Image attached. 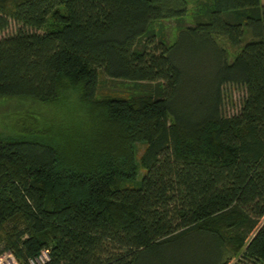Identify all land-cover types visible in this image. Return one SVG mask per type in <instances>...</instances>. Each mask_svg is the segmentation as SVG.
Returning <instances> with one entry per match:
<instances>
[{"label": "trees", "instance_id": "1", "mask_svg": "<svg viewBox=\"0 0 264 264\" xmlns=\"http://www.w3.org/2000/svg\"><path fill=\"white\" fill-rule=\"evenodd\" d=\"M187 11V0H0V32L17 24L0 37V103L22 110L0 130V253L264 264V4L202 0L172 43L153 28ZM183 47L199 80L183 79ZM101 76L135 91L98 95ZM227 87L244 91L232 114Z\"/></svg>", "mask_w": 264, "mask_h": 264}, {"label": "rangeland", "instance_id": "2", "mask_svg": "<svg viewBox=\"0 0 264 264\" xmlns=\"http://www.w3.org/2000/svg\"><path fill=\"white\" fill-rule=\"evenodd\" d=\"M188 1V11L186 15L181 19H166L154 22L153 28L158 33L163 34L165 41L172 43L176 35L178 33V30L183 25H190L194 22V15L195 10L199 3L202 0H187ZM262 4H264V0H260ZM17 29V24L14 22H10L8 27L0 32V37L11 35L15 32ZM226 47L229 49L232 54L235 50L230 48L228 44H226ZM187 48L183 47L178 50L180 53L179 60L182 64V66L185 69V75L184 80H199L200 77L198 76L200 73L199 71H203V67L199 65V62L197 60H193V52L192 50H189V53H187ZM100 85L98 89V95H114V94H124L128 95L131 92H134L135 90L131 88V83L127 82H120V81H112L111 79L107 78L106 76L100 77ZM225 105L224 109L227 114H232L233 112H236L239 109L241 100L244 96V91L242 89H237L233 87H227L225 89ZM8 104V105H6ZM0 103V130L3 129L4 124L7 123L8 118H12L13 116H18L19 112H22V110H19V103L17 101H11ZM18 108V109H17ZM6 113V115H5ZM143 150L142 144H137V151L136 155L137 157L140 156L141 152ZM143 170H140L139 174H142Z\"/></svg>", "mask_w": 264, "mask_h": 264}, {"label": "built area", "instance_id": "3", "mask_svg": "<svg viewBox=\"0 0 264 264\" xmlns=\"http://www.w3.org/2000/svg\"><path fill=\"white\" fill-rule=\"evenodd\" d=\"M50 258L49 249H41L40 252L26 260V264H47ZM0 264H22L15 254L8 250L0 253Z\"/></svg>", "mask_w": 264, "mask_h": 264}]
</instances>
